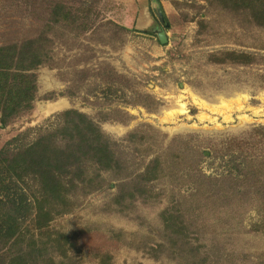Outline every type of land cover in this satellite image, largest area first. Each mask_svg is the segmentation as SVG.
Masks as SVG:
<instances>
[{
	"label": "rangeland",
	"instance_id": "obj_1",
	"mask_svg": "<svg viewBox=\"0 0 264 264\" xmlns=\"http://www.w3.org/2000/svg\"><path fill=\"white\" fill-rule=\"evenodd\" d=\"M59 4L80 20L55 23ZM159 4L166 45L153 34ZM27 40H41L44 64L30 109L6 125L0 112V154L76 110L117 143L124 168L101 172L42 230L29 214L24 230L67 239L37 264H264V0H0V47ZM155 158L159 179L115 203ZM24 182L6 184L28 206L37 186Z\"/></svg>",
	"mask_w": 264,
	"mask_h": 264
},
{
	"label": "trees",
	"instance_id": "obj_2",
	"mask_svg": "<svg viewBox=\"0 0 264 264\" xmlns=\"http://www.w3.org/2000/svg\"><path fill=\"white\" fill-rule=\"evenodd\" d=\"M259 1L253 0L256 5ZM87 11L92 13V8ZM53 14L55 23L80 20L70 8L61 4L54 7ZM89 18L88 15L82 23L84 28ZM39 41L27 40L0 47V85L6 88L0 97V112L5 125L30 109L35 100L36 76L33 72L44 64ZM60 118L61 126L44 133L34 143L12 155L0 154V253L7 251L3 255L4 263L37 264L39 258L47 255L49 247L67 241L60 234L58 238L43 242L35 232L24 230L23 222L30 213L29 219L35 229L42 230L55 215L65 211L72 194L79 190L87 193L101 186V172L119 174L124 170L123 161L116 152L117 143L111 141L92 119L76 110L62 113ZM90 168H94V174H88ZM160 172L161 161L155 158L143 172L129 179L131 186L118 195L115 203L123 205L127 199L143 196L145 184L159 179ZM28 178L35 181L37 194L32 196L28 206H24L25 197L17 199L6 182L25 183ZM178 219L172 212H164L165 231L181 235L184 227L178 224Z\"/></svg>",
	"mask_w": 264,
	"mask_h": 264
},
{
	"label": "water",
	"instance_id": "obj_3",
	"mask_svg": "<svg viewBox=\"0 0 264 264\" xmlns=\"http://www.w3.org/2000/svg\"><path fill=\"white\" fill-rule=\"evenodd\" d=\"M159 8H160V13H161L160 14L161 21H160V19L156 20V22L159 24V30L153 31V34L157 35V37H158V39L162 45H166L169 41L168 36H167V32H166V29L169 28V22H168V19H167L165 13L162 10L160 4H159Z\"/></svg>",
	"mask_w": 264,
	"mask_h": 264
}]
</instances>
